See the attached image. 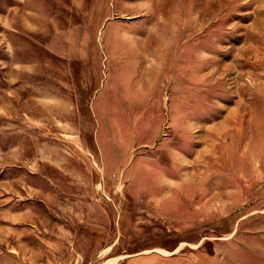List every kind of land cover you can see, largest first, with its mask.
I'll return each instance as SVG.
<instances>
[{
    "label": "rangeland",
    "instance_id": "1",
    "mask_svg": "<svg viewBox=\"0 0 264 264\" xmlns=\"http://www.w3.org/2000/svg\"><path fill=\"white\" fill-rule=\"evenodd\" d=\"M132 259L264 264V0H0V264Z\"/></svg>",
    "mask_w": 264,
    "mask_h": 264
},
{
    "label": "bare ground",
    "instance_id": "2",
    "mask_svg": "<svg viewBox=\"0 0 264 264\" xmlns=\"http://www.w3.org/2000/svg\"><path fill=\"white\" fill-rule=\"evenodd\" d=\"M154 8V7H153ZM155 15H152L153 19H156V13L157 11L160 12L164 9L163 6H158L155 7ZM152 19V21H153ZM155 21V20H154ZM149 31V30H148ZM167 30L164 27V24L162 22H156L154 23V27L150 29V33L147 36L148 39L144 42H140L137 46V50L140 51H145L149 50L150 52L153 53V55L158 58L160 57H165L168 51H171V48L167 45V35H166ZM158 40L162 42V45H158ZM168 46V47H167ZM169 48V49H168ZM168 49V50H167ZM164 59V58H163ZM135 89L140 91V86L135 84Z\"/></svg>",
    "mask_w": 264,
    "mask_h": 264
},
{
    "label": "crops",
    "instance_id": "3",
    "mask_svg": "<svg viewBox=\"0 0 264 264\" xmlns=\"http://www.w3.org/2000/svg\"><path fill=\"white\" fill-rule=\"evenodd\" d=\"M137 263L141 264V262H139V259H132L131 261L127 262L126 264H137Z\"/></svg>",
    "mask_w": 264,
    "mask_h": 264
}]
</instances>
